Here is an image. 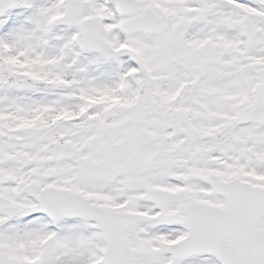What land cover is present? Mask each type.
Listing matches in <instances>:
<instances>
[{
  "label": "snow or ice",
  "instance_id": "6c2138e0",
  "mask_svg": "<svg viewBox=\"0 0 264 264\" xmlns=\"http://www.w3.org/2000/svg\"><path fill=\"white\" fill-rule=\"evenodd\" d=\"M0 264H264V0H0Z\"/></svg>",
  "mask_w": 264,
  "mask_h": 264
}]
</instances>
